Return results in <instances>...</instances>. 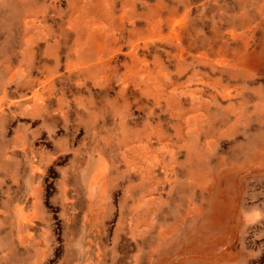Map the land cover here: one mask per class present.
Returning <instances> with one entry per match:
<instances>
[{
	"label": "rangeland",
	"instance_id": "1",
	"mask_svg": "<svg viewBox=\"0 0 264 264\" xmlns=\"http://www.w3.org/2000/svg\"><path fill=\"white\" fill-rule=\"evenodd\" d=\"M21 97L0 264H264V0H0V110Z\"/></svg>",
	"mask_w": 264,
	"mask_h": 264
},
{
	"label": "clouds",
	"instance_id": "2",
	"mask_svg": "<svg viewBox=\"0 0 264 264\" xmlns=\"http://www.w3.org/2000/svg\"><path fill=\"white\" fill-rule=\"evenodd\" d=\"M128 75L131 83H135L136 80H143V75L139 68L135 70L129 69ZM90 78L85 76L78 82L84 84ZM7 83L8 81H5V88ZM24 99L25 97H21L19 100H14L6 106L5 110H0V168H11L13 174L19 170L21 165V159L17 156L18 151L22 152L24 160L33 166H35L38 159L35 153L29 156L30 148L26 141V134L19 131V128L22 127L20 121L31 116L33 107L23 104L22 100ZM12 104L16 105L15 110H12ZM9 132L13 133L11 137H9ZM86 166L87 164L85 163ZM5 256H7V253H5Z\"/></svg>",
	"mask_w": 264,
	"mask_h": 264
},
{
	"label": "bare ground",
	"instance_id": "3",
	"mask_svg": "<svg viewBox=\"0 0 264 264\" xmlns=\"http://www.w3.org/2000/svg\"><path fill=\"white\" fill-rule=\"evenodd\" d=\"M122 1V0H121ZM145 1V0H144ZM166 1H168V0H166ZM114 2V1H113ZM149 2H150V0H149ZM115 4V3H114ZM174 4V3H173ZM143 5V4H142ZM146 5V4H145ZM165 5V4H164ZM112 6H113V4H112ZM125 6V5H124ZM131 6V5H130ZM116 7V6H115ZM132 7V6H131ZM142 7V6H141ZM153 7V6H152ZM171 7V6H170ZM119 8V7H118ZM123 8V7H122ZM134 8V7H133ZM136 8H137V6H136ZM145 8H146V6H145ZM144 8V9H145ZM126 9V8H125ZM112 10H113V8H112ZM130 10V9H129ZM135 10V9H134ZM142 10V9H141ZM136 11V10H135ZM149 11V10H148ZM112 12V11H111ZM121 12V11H120ZM119 12V13H120ZM133 12V11H132ZM121 13H123V12H121ZM139 13V12H138ZM144 13V12H143ZM143 13H142V11H141V14L143 15ZM180 13V12H179ZM125 14V13H124ZM114 15V14H113ZM126 15H127V12H126ZM141 15V16H142ZM179 15V14H178ZM177 15V16H178ZM186 15V14H185ZM124 16V15H123ZM135 17H136V15H134ZM184 16V15H183ZM122 17V16H121ZM128 16H126L125 18H127ZM169 17V16H168ZM173 17V16H172ZM174 17H176V16H174ZM186 17V16H185ZM181 18V17H180ZM44 19V18H43ZM132 19V18H131ZM174 19V18H173ZM142 20V19H141ZM169 20H171V18L169 19ZM181 20V22H179L177 19L172 23V26H170V29H172V36H174V37H177L178 36V33L176 32V31H179L180 32V30H181V28H177V27H179V25L183 22H185V20L183 19H180ZM102 21V20H101ZM105 21V20H104ZM126 21H127V19H126ZM146 21V20H145ZM156 21H157V19L153 22V24L154 23H156ZM130 22H131V20H130ZM138 22V21H137ZM93 23V22H92ZM106 23V22H105ZM111 23V22H110ZM157 23H160L159 21L157 22ZM94 24V23H93ZM138 24V23H137ZM136 24V25H137ZM38 25V24H37ZM166 25V24H165ZM100 26V25H99ZM109 26V25H108ZM163 26V25H162ZM162 26H159L158 28H161ZM183 26V25H182ZM182 26H180V27H182ZM91 27V26H90ZM115 28V27H114ZM135 28V27H134ZM137 28H139V27H137ZM41 29H43V28H41ZM126 29V28H125ZM85 30V29H84ZM87 31V30H86ZM164 31H165V29H164ZM134 32V31H133ZM145 32H147V31H145ZM161 32V31H160ZM163 32V31H162ZM167 32V31H166ZM129 33H130V31H129ZM132 33V32H131ZM159 33V32H158ZM168 33V32H167ZM171 33V32H170ZM85 34V33H84ZM141 34V33H140ZM146 34V33H145ZM152 34V33H151ZM117 35V34H116ZM139 35V34H138ZM161 35V34H160ZM89 36V35H88ZM118 36H119V34H118ZM125 36H127V35H125ZM146 36V35H145ZM148 36V35H147ZM162 36V35H161ZM164 37H165V35H164ZM173 37V38H174ZM125 38V37H124ZM129 38V37H128ZM127 38V39H128ZM140 38H141V36H140ZM126 39V38H125ZM148 39V38H147ZM120 40H122V39H120ZM145 40H146V38H145ZM149 40V39H148ZM169 40V39H168ZM168 40H166V42L168 41ZM109 41V40H108ZM112 41H113V39H112ZM153 41V40H152ZM155 41H158V40H155ZM165 41V40H164ZM164 41H162L163 43H164ZM172 41V40H171ZM115 42V41H114ZM161 42V43H162ZM111 43H113V42H111ZM130 43H131V41H130ZM162 43V44H163ZM145 44V43H144ZM154 44V43H153ZM60 45V44H59ZM141 45V44H140ZM148 45V44H147ZM156 45V44H155ZM120 46V45H119ZM130 46H131V44H130ZM116 47V46H115ZM179 47V46H178ZM91 48V47H90ZM152 49H154L153 48V46L151 47ZM175 48H177V45H176V47ZM114 49H117V47L116 48H114ZM145 49V48H144ZM117 51V50H116ZM160 51V50H159ZM178 51V50H177ZM192 51V50H191ZM190 51V52H191ZM88 52H90V51H88ZM91 53V52H90ZM90 53H88V54H90ZM119 53V52H118ZM137 53V52H136ZM169 53V52H168ZM176 53V52H175ZM112 54H113V52H112ZM141 54V53H140ZM150 54V53H149ZM202 54V53H201ZM102 54H100V56H101ZM131 55V54H130ZM147 55V54H146ZM152 55V54H151ZM163 55V54H162ZM173 55V54H172ZM180 55V54H179ZM196 55H198V54H196ZM60 56H61V54H60ZM99 56V57H100ZM144 56V55H143ZM150 56V55H149ZM164 56V55H163ZM110 57H112V55L110 56ZM176 57V56H175ZM179 57V56H178ZM188 57V56H187ZM200 57V56H199ZM202 57V56H201ZM73 58V57H72ZM135 59H136V57H134ZM143 58V57H142ZM145 58V57H144ZM169 58V57H168ZM171 58V57H170ZM186 58V57H185ZM75 59V57L73 58V60ZM133 59V58H132ZM154 59V58H153ZM177 59V58H176ZM208 59V58H207ZM104 60V59H103ZM179 60V59H178ZM196 60V59H195ZM205 60V59H204ZM203 60V61H204ZM92 61H94V60H92ZM101 61V60H100ZM99 61V62H100ZM133 61V60H132ZM135 61V60H134ZM147 61H148V59H147ZM154 61V60H153ZM180 61V60H179ZM203 61H201V62H203ZM210 61V60H209ZM97 62V61H96ZM149 62V61H148ZM206 62V61H205ZM213 62V61H212ZM165 63H166V61H165ZM183 63V62H182ZM185 63V62H184ZM184 63H183V65H184ZM190 63V62H189ZM196 63H197V61H196ZM215 63V62H214ZM103 64V63H102ZM105 64V63H104ZM138 64V63H137ZM154 64H156V63H154ZM158 65H160L159 63H157ZM198 64H200V63H198ZM216 64V63H215ZM112 65V64H111ZM205 65H206V63H205ZM100 66H102V65H100ZM116 66V65H115ZM139 66H140V64H139ZM148 66V65H147ZM170 66V65H169ZM199 66V65H198ZM197 66V67H198ZM203 66V65H202ZM67 67H69V65L67 66ZM106 67V66H105ZM134 67H135V65H134ZM154 67V66H153ZM171 67V66H170ZM210 67V66H209ZM208 67V68H209ZM219 67V66H218ZM218 67H216V68H218ZM73 68H75V67H73ZM132 68H133V66H132ZM148 68H150V67H148ZM167 68V67H166ZM190 68H192V66H190ZM190 68H188L189 69V71H190ZM204 68V67H203ZM215 68V69H216ZM69 69V68H68ZM67 69V70H68ZM91 69V68H90ZM89 69V70H90ZM121 69V68H120ZM161 69V68H160ZM198 69V68H197ZM71 70V69H70ZM81 70V69H80ZM173 70V69H172ZM183 70L184 69H182V72H183ZM185 70H187V69H185ZM196 70V69H195ZM207 70V69H206ZM217 70V69H216ZM215 70V71H216ZM73 71H75V70H73ZM107 71H109V70H107ZM145 71V70H144ZM178 71V70H177ZM89 72V71H88ZM168 72H170V71H168ZM187 72V71H186ZM212 72V71H211ZM63 73V72H62ZM76 73V72H75ZM118 73V72H117ZM142 73V72H141ZM179 73V72H178ZM212 73H214V71L212 72ZM103 74H105L106 75V73H103ZM115 74V73H114ZM172 74V73H171ZM183 74V73H182ZM187 74V73H186ZM189 74H190V72H189ZM193 74V73H192ZM197 74V73H196ZM209 74H210V72H209ZM174 75H179V74H174ZM204 75V74H203ZM212 75V74H211ZM82 76V75H81ZM94 76V75H93ZM107 76H108V73H107ZM173 76V75H172ZM171 76V77H172ZM181 76V75H180ZM179 76V77H180ZM190 76V75H189ZM193 76V75H192ZM115 77H117V75L115 76ZM121 77V76H120ZM152 77V76H151ZM175 77V76H174ZM182 77V76H181ZM195 77V76H194ZM206 77V76H205ZM211 77V76H210ZM153 78V77H152ZM219 78V77H218ZM82 79V78H81ZM91 79V78H90ZM96 79V78H95ZM103 79V78H102ZM181 79V78H180ZM185 79V78H184ZM215 79V78H214ZM217 79V78H216ZM220 79V78H219ZM124 80V79H123ZM129 80V79H128ZM144 80V79H143ZM154 80V79H153ZM185 80H187V79H185ZM202 80V79H201ZM207 80V79H206ZM91 81V80H90ZM95 81V80H94ZM108 81V80H107ZM126 81V80H125ZM145 81V80H144ZM183 81V80H182ZM195 81H197L196 79H195ZM194 81V82H195ZM204 81H205V79H204ZM210 81H212V79L210 80L209 79V82ZM113 82V81H112ZM181 82V81H180ZM190 82H191V80H190ZM209 82H207V83H209ZM217 82V81H216ZM89 83V82H88ZM183 83H184V81H183ZM196 83V82H195ZM199 83V82H198ZM201 83V82H200ZM111 84H114V83H111ZM143 84H144V82H143ZM191 84V83H190ZM211 84V83H210ZM133 85V84H132ZM159 85V84H158ZM175 85V84H174ZM195 85V84H194ZM201 85V84H200ZM215 84L213 83V86H214ZM223 85V84H222ZM123 86V85H122ZM168 86V85H167ZM216 86V85H215ZM144 87H145V85H144ZM148 87V86H147ZM166 87V86H165ZM127 88V87H126ZM143 88V87H142ZM215 88V87H214ZM112 89V88H111ZM119 89V88H118ZM216 89V88H215ZM138 90V89H137ZM195 90V89H194ZM150 91V90H149ZM158 92V91H157ZM175 92V91H174ZM217 92H218V90H217ZM235 92V91H234ZM92 93V92H91ZM116 93H118V92H116ZM127 93H128V91H127ZM126 93V94H127ZM138 93V92H137ZM148 93V92H147ZM158 93H160V92H158ZM181 93V92H180ZM187 93V92H186ZM190 93V92H189ZM188 93V94H189ZM233 93V92H232ZM64 94V93H63ZM66 94V93H65ZM185 94V93H184ZM197 94H199V93H197ZM44 95V94H43ZM131 95V94H130ZM149 95V94H148ZM190 95V94H189ZM192 95V94H191ZM204 95V94H203ZM202 95V96H203ZM78 96V95H77ZM87 96V95H86ZM120 96V95H119ZM126 96V95H125ZM124 97V96H123ZM187 97H189V96H187ZM65 98V97H64ZM198 98V97H197ZM61 99V98H60ZM69 99V98H68ZM77 99V98H76ZM131 99V98H130ZM191 99V98H190ZM196 99V98H195ZM138 100V99H137ZM141 100V99H140ZM198 100V99H197ZM204 100V99H203ZM75 101V100H74ZM83 101V100H82ZM87 101V100H86ZM73 102V101H72ZM84 102V101H83ZM85 103H87V102H85ZM187 103H189V102H187ZM192 103V102H191ZM75 104V103H74ZM173 104V103H172ZM68 105V104H67ZM75 105H77V104H75ZM87 105H89L88 103H87ZM86 105V106H87ZM90 106V105H89ZM88 106V107H89ZM123 106V105H122ZM191 106V105H190ZM203 106V105H202ZM121 107V106H120ZM198 107V106H197ZM200 107V106H199ZM71 108V107H70ZM86 109V108H85ZM193 110V109H192ZM94 111V110H93ZM156 111H158V110H156ZM188 111H189V109H188ZM61 112V111H60ZM95 112V111H94ZM86 113V112H85ZM93 113V112H92ZM183 113V112H182ZM186 113V112H185ZM184 113V114H185ZM190 113V112H189ZM194 113V112H193ZM84 114V113H83ZM170 114V113H169ZM81 115V114H80ZM134 115V114H133ZM166 115H168V114H166ZM196 115V114H195ZM185 116V115H184ZM183 116V117H184ZM189 116V115H188ZM191 116V115H190ZM200 116V115H199ZM164 117V116H163ZM90 118V117H89ZM190 118V117H189ZM200 118V117H199ZM171 119V118H170ZM192 120V119H191ZM190 120V121H191ZM196 120V119H195ZM189 123V122H188ZM173 124V123H172ZM175 125V124H174ZM133 127V126H132ZM158 127V126H157ZM156 127V128H157ZM137 130V129H136ZM158 130H160V129H158ZM166 130V129H165ZM182 130V129H181ZM167 131V130H166ZM99 132V131H98ZM155 133V132H154ZM154 133H152V134H154ZM148 135V134H147ZM153 136V135H152ZM151 137V136H150ZM143 142V141H142ZM151 153V152H150ZM155 154V153H154ZM81 251V250H80Z\"/></svg>",
	"mask_w": 264,
	"mask_h": 264
}]
</instances>
